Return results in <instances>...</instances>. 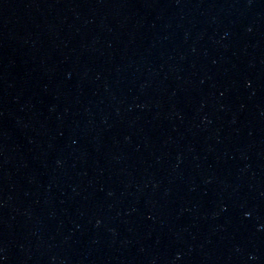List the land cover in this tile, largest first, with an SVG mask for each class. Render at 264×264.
Segmentation results:
<instances>
[{"label": "water", "instance_id": "obj_1", "mask_svg": "<svg viewBox=\"0 0 264 264\" xmlns=\"http://www.w3.org/2000/svg\"><path fill=\"white\" fill-rule=\"evenodd\" d=\"M0 264H264V0H0Z\"/></svg>", "mask_w": 264, "mask_h": 264}]
</instances>
